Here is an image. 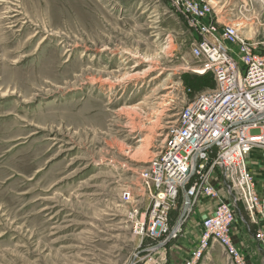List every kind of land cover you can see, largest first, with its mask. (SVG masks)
<instances>
[{
  "label": "rangeland",
  "instance_id": "374dc122",
  "mask_svg": "<svg viewBox=\"0 0 264 264\" xmlns=\"http://www.w3.org/2000/svg\"><path fill=\"white\" fill-rule=\"evenodd\" d=\"M213 1L219 27L241 22L264 49V0ZM194 37L170 0H0V264H130L156 242L133 233L119 195L213 84L189 70ZM193 209L160 264L187 261L188 227L200 238L206 218ZM242 214L231 233L242 261L212 242L196 264H264V216Z\"/></svg>",
  "mask_w": 264,
  "mask_h": 264
},
{
  "label": "built area",
  "instance_id": "2783aa9c",
  "mask_svg": "<svg viewBox=\"0 0 264 264\" xmlns=\"http://www.w3.org/2000/svg\"><path fill=\"white\" fill-rule=\"evenodd\" d=\"M170 1L195 34L190 53L197 63L189 70L209 74L213 84L177 111L160 149L138 172V183L120 192L133 233L141 241H156L142 249L143 256L137 252L133 264L164 262L158 252L180 234L177 221L184 203L190 208L201 195L217 203L202 220L198 244L184 264H196L212 242L240 263L231 233L239 220L246 223L242 209L251 221L256 214L264 216V199L258 197L247 167L250 152L264 150V49L242 36L241 22L219 27L213 0ZM183 93L189 95L191 89ZM255 239L264 250V237Z\"/></svg>",
  "mask_w": 264,
  "mask_h": 264
},
{
  "label": "crops",
  "instance_id": "0c3cea01",
  "mask_svg": "<svg viewBox=\"0 0 264 264\" xmlns=\"http://www.w3.org/2000/svg\"><path fill=\"white\" fill-rule=\"evenodd\" d=\"M262 151H263V149H253L250 152L249 156H248L247 167H248L249 171L252 173L254 179H256L254 174H253L254 168L257 167V169H259L258 168L259 166L261 168H264V155L262 157ZM262 173H263V178H262V180L260 182L258 181V183H262L260 185H262L263 188H264V171H262ZM256 183H257V180H256ZM204 203H206L207 205L205 206ZM215 205H216V201L215 200H212L211 198H209L207 196H204V195L199 196L196 199L195 204L192 206L194 208L193 212H192L194 214V221L195 222L196 221H200V220L203 219L204 216L207 217L208 215H210L213 212V210L215 208ZM191 211H192V208H191L190 212ZM188 214L185 216L184 221L182 222L183 224H185V222H187ZM195 226H196V224L194 223L193 224V228H195ZM193 228L190 229L188 227V230H189V233H190V241L184 243V245H186L189 250L193 249V248H195L197 246L198 239H199V235L194 233ZM198 233L200 234V230L198 231ZM179 244L180 243H177L176 246L179 245ZM188 249L184 250V252L185 253L186 252L189 253ZM169 261H170L169 264H173V260H169ZM142 264H148V263H142ZM166 264H168V263H166Z\"/></svg>",
  "mask_w": 264,
  "mask_h": 264
},
{
  "label": "water",
  "instance_id": "95a60500",
  "mask_svg": "<svg viewBox=\"0 0 264 264\" xmlns=\"http://www.w3.org/2000/svg\"><path fill=\"white\" fill-rule=\"evenodd\" d=\"M189 206H190V205H189V202L186 201V202L184 203V205H183V208H182L180 214H179L177 224H180V223H181L182 219H183V218L185 217V215H186L187 210L189 209ZM133 262H134V261H133V259H132L131 264H133Z\"/></svg>",
  "mask_w": 264,
  "mask_h": 264
},
{
  "label": "bare ground",
  "instance_id": "6f19581e",
  "mask_svg": "<svg viewBox=\"0 0 264 264\" xmlns=\"http://www.w3.org/2000/svg\"><path fill=\"white\" fill-rule=\"evenodd\" d=\"M160 75H161V73H158L155 77H158V76H160ZM117 81H121V80H120V79H117ZM191 208H192V207H190L189 210L186 212V215L190 212ZM186 215H185V216H186ZM184 218H185V217H184ZM184 218L182 219L181 224H182V222L184 221ZM181 224H180V226H181Z\"/></svg>",
  "mask_w": 264,
  "mask_h": 264
},
{
  "label": "trees",
  "instance_id": "16d2710c",
  "mask_svg": "<svg viewBox=\"0 0 264 264\" xmlns=\"http://www.w3.org/2000/svg\"><path fill=\"white\" fill-rule=\"evenodd\" d=\"M207 76H208V77H210V75H209V74H207V75H204V76H203V78H204V77H206V78H207ZM210 78H211V77H210Z\"/></svg>",
  "mask_w": 264,
  "mask_h": 264
}]
</instances>
